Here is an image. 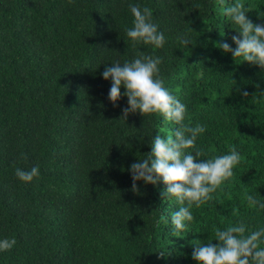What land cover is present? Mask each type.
<instances>
[{
    "label": "trees",
    "instance_id": "obj_1",
    "mask_svg": "<svg viewBox=\"0 0 264 264\" xmlns=\"http://www.w3.org/2000/svg\"><path fill=\"white\" fill-rule=\"evenodd\" d=\"M235 2L0 0V240H16L0 264H200L194 241L219 243L215 231L241 220L249 231L264 227V209L246 199L264 202V69L218 46L236 47L237 26L223 14ZM239 2L264 24V0ZM130 4L152 9L163 47L133 46ZM184 33L189 46L177 39ZM138 52L163 58L166 87L187 105L184 123L205 126L201 159L227 154L229 144L241 153L179 236L170 218L180 205L162 198L163 181H137L133 192L130 172L151 139L177 125L158 113L120 118L128 98L115 107L102 76ZM37 165L31 182L15 175Z\"/></svg>",
    "mask_w": 264,
    "mask_h": 264
},
{
    "label": "clouds",
    "instance_id": "obj_2",
    "mask_svg": "<svg viewBox=\"0 0 264 264\" xmlns=\"http://www.w3.org/2000/svg\"><path fill=\"white\" fill-rule=\"evenodd\" d=\"M219 2L223 3V0ZM128 7L134 20L133 27L125 29V32L133 46L143 43L155 48L163 47L166 37L159 30V25L152 21V9L147 6L141 8L139 4H130ZM248 11L239 0L224 8L223 14L237 26L239 35L232 36L235 48L227 42L219 43L218 46L224 52H230L234 59L243 57L244 61L264 69V24L253 23L247 16ZM177 39L184 46L192 44L188 33ZM162 62L160 56L138 52L130 61L123 64L116 61L106 66L102 76L105 80H111L108 99L115 107H119L117 102L122 96L128 98L120 118L127 121L133 113L139 112L143 116L158 113L164 120L177 125L166 138L157 133L151 139V151L143 159L132 163L130 172L133 192L139 191L137 181L153 185L163 181L166 188L161 193L162 198L175 199L180 205L170 218L172 234L179 236L194 219L192 207H199L211 200L210 194L233 176V166L241 162V153L235 144H229L227 154L201 159L207 153L196 146V141L205 132V126L184 123L187 105L166 87L165 79L160 74L159 65ZM122 86L126 89L123 93ZM242 94L246 97L249 95L247 91ZM39 174L38 165L30 170L15 169V175L23 182H31ZM246 199L251 208L264 209V202L253 195L248 194ZM214 236L219 243H212V240L207 243L194 241L192 257L200 264H264V247H261L264 243V227L249 231L241 220L217 229ZM15 244V239L0 240V252L11 250Z\"/></svg>",
    "mask_w": 264,
    "mask_h": 264
}]
</instances>
